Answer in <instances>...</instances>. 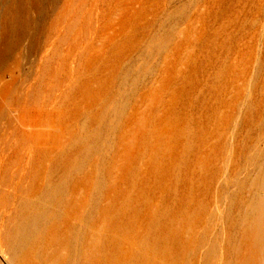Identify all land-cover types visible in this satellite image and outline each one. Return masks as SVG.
Returning <instances> with one entry per match:
<instances>
[{
  "label": "rangeland",
  "instance_id": "1",
  "mask_svg": "<svg viewBox=\"0 0 264 264\" xmlns=\"http://www.w3.org/2000/svg\"><path fill=\"white\" fill-rule=\"evenodd\" d=\"M70 2L12 95L40 114L35 137L86 235L118 264H254L264 0Z\"/></svg>",
  "mask_w": 264,
  "mask_h": 264
},
{
  "label": "bare ground",
  "instance_id": "2",
  "mask_svg": "<svg viewBox=\"0 0 264 264\" xmlns=\"http://www.w3.org/2000/svg\"><path fill=\"white\" fill-rule=\"evenodd\" d=\"M56 1L0 0V264H118L116 247L101 248L76 219L82 206L77 192L47 167L35 137L40 114L27 98L12 95L17 69L33 62L42 24ZM69 2L62 0V9ZM253 213L255 227L248 226L244 237L254 264H263L262 201Z\"/></svg>",
  "mask_w": 264,
  "mask_h": 264
}]
</instances>
